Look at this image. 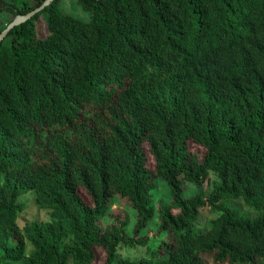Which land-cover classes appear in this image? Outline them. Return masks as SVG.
Here are the masks:
<instances>
[{"label":"trees","instance_id":"1","mask_svg":"<svg viewBox=\"0 0 264 264\" xmlns=\"http://www.w3.org/2000/svg\"><path fill=\"white\" fill-rule=\"evenodd\" d=\"M44 2L0 0V14ZM76 4L86 19L53 0L0 41L2 264H262L264 0ZM209 174L217 183L207 194ZM155 178L170 188L168 205H157L168 238L153 262L117 258L120 243H144ZM184 183L193 196L184 197ZM28 192L50 219L19 228L17 201ZM115 197L135 213L132 238L126 213L104 223ZM205 206L215 217L195 232Z\"/></svg>","mask_w":264,"mask_h":264},{"label":"rangeland","instance_id":"2","mask_svg":"<svg viewBox=\"0 0 264 264\" xmlns=\"http://www.w3.org/2000/svg\"><path fill=\"white\" fill-rule=\"evenodd\" d=\"M62 7L64 12L75 17H79L81 19L87 18V13L83 12L78 5L76 4V0H62ZM44 14H40L37 19H34L36 25V31L39 38H44L47 35L46 24L44 19ZM12 16L8 13L0 14V29H4L8 23L12 20ZM190 152L196 154L198 157H202L204 154V150L193 143L188 144ZM147 168L153 167V162L150 156L147 158L146 163ZM1 180V178H0ZM217 183L216 177L212 174H209L208 180L204 183V188L206 189V193L209 194L212 190L213 184ZM154 186L150 191V196L152 199V207H153V216L143 228L138 236L143 239V244H125L120 243L117 247L116 257L124 259L128 262H137L140 260H150L151 253L154 249L157 248L158 244H160L163 240L168 238V233L158 232V213H157V205L164 204L168 205L171 194L170 188L165 182V180L161 178H155L153 180ZM80 194L83 200L87 203H90V199L86 195L83 190H80ZM183 195L184 197H191L194 195V187L190 183H184L183 185ZM19 203L23 204L25 209L17 215L16 224L19 228H22L25 224H29L31 222H45L50 219V213L48 210L40 209L37 207L33 192H28L25 195H22L18 198ZM224 207L237 210L240 214L244 216H254L255 213L252 210L242 204L240 200H224L220 202ZM127 215V224L124 228V234L127 238L133 237L132 228L135 220V213L132 209L126 208L123 200L115 197L112 198L110 202V207L108 216L104 218V223H108L109 220L112 222L115 220V216L119 213ZM215 216H211L208 214V208L205 206L198 213L197 225L195 226V232L203 231L207 226H209V222ZM33 250L31 245L28 242H25V254L30 253ZM98 250V249H97ZM103 258L100 257L94 264H102ZM0 264H2L0 260ZM264 264V262L262 263Z\"/></svg>","mask_w":264,"mask_h":264},{"label":"water","instance_id":"3","mask_svg":"<svg viewBox=\"0 0 264 264\" xmlns=\"http://www.w3.org/2000/svg\"><path fill=\"white\" fill-rule=\"evenodd\" d=\"M51 1L53 0H45L43 4H41L39 7L33 9L32 11L28 12L25 15H17L15 16L8 25L0 32V41L6 36L8 31L13 28L14 26L25 22L26 20L30 19L33 15L41 11L45 6H47Z\"/></svg>","mask_w":264,"mask_h":264}]
</instances>
